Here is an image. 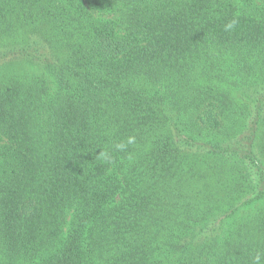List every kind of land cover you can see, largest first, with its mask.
Returning a JSON list of instances; mask_svg holds the SVG:
<instances>
[{
	"label": "trees",
	"instance_id": "16d2710c",
	"mask_svg": "<svg viewBox=\"0 0 264 264\" xmlns=\"http://www.w3.org/2000/svg\"><path fill=\"white\" fill-rule=\"evenodd\" d=\"M258 251L264 0H0V264Z\"/></svg>",
	"mask_w": 264,
	"mask_h": 264
},
{
	"label": "clouds",
	"instance_id": "9594fccd",
	"mask_svg": "<svg viewBox=\"0 0 264 264\" xmlns=\"http://www.w3.org/2000/svg\"><path fill=\"white\" fill-rule=\"evenodd\" d=\"M233 25H228V27H232ZM128 144L134 143V137H129L127 140ZM126 147V144L121 142L115 145V148L117 150H124ZM100 155H102L106 160L110 159L109 154L107 152H100ZM262 260H264V252L258 251L256 255L252 258V264H262Z\"/></svg>",
	"mask_w": 264,
	"mask_h": 264
}]
</instances>
